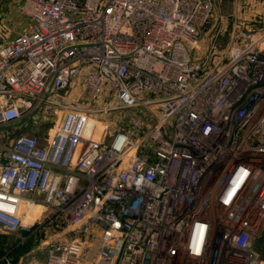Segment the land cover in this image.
Here are the masks:
<instances>
[{"label": "built area", "instance_id": "built-area-1", "mask_svg": "<svg viewBox=\"0 0 264 264\" xmlns=\"http://www.w3.org/2000/svg\"><path fill=\"white\" fill-rule=\"evenodd\" d=\"M219 2H23L0 46V264H264V29L201 55Z\"/></svg>", "mask_w": 264, "mask_h": 264}, {"label": "rangeland", "instance_id": "rangeland-1", "mask_svg": "<svg viewBox=\"0 0 264 264\" xmlns=\"http://www.w3.org/2000/svg\"><path fill=\"white\" fill-rule=\"evenodd\" d=\"M24 1L25 0H0V46L22 33L26 28L29 19L23 11ZM261 29H264V0H220L215 6L212 19L203 31L202 41L198 47V49L201 50L199 53L203 55L202 50L206 51L210 48V43L215 40V38L213 40L211 39L214 34H216L215 37L218 38L216 39V44L219 49H225L233 37L239 38L246 35H254ZM197 55L199 56L198 52ZM103 101H105V99H103ZM107 101L110 105L116 103L111 98ZM76 102L87 104L86 99L83 97ZM115 112V116L113 115L109 119L108 117L105 118L106 116L103 117L105 118V122L117 130L122 126L121 123L125 122V120H123V115L126 111L117 109ZM100 120L102 121V118H100ZM47 128L48 127H46V131ZM39 209L40 208L35 207L30 210H25V212H23L25 221L31 224V222L38 219L42 213L39 212L42 211V209ZM53 232L55 233L56 231L51 230L50 234ZM41 235V239L44 240L46 238L45 234L41 233ZM10 244L11 243L6 242V239L2 240L0 248H2V251H8V245ZM29 245L30 244H28V246ZM256 245V248H258L264 256V237H262ZM20 249L22 250L23 247ZM28 250H30V248L27 249L26 247L24 251L22 250L23 253L21 255Z\"/></svg>", "mask_w": 264, "mask_h": 264}, {"label": "trees", "instance_id": "trees-1", "mask_svg": "<svg viewBox=\"0 0 264 264\" xmlns=\"http://www.w3.org/2000/svg\"><path fill=\"white\" fill-rule=\"evenodd\" d=\"M23 251L25 250V248L22 249ZM22 250H15L14 251V257H18V255L22 252Z\"/></svg>", "mask_w": 264, "mask_h": 264}, {"label": "crops", "instance_id": "crops-1", "mask_svg": "<svg viewBox=\"0 0 264 264\" xmlns=\"http://www.w3.org/2000/svg\"><path fill=\"white\" fill-rule=\"evenodd\" d=\"M0 244H2V238H0ZM2 248H0V250H1ZM19 250H21V249H19ZM23 253V251L18 255V256H20L21 254Z\"/></svg>", "mask_w": 264, "mask_h": 264}, {"label": "bare ground", "instance_id": "bare-ground-1", "mask_svg": "<svg viewBox=\"0 0 264 264\" xmlns=\"http://www.w3.org/2000/svg\"><path fill=\"white\" fill-rule=\"evenodd\" d=\"M38 208H40V207H38ZM40 209H41V208H40ZM40 209H39V210H40ZM39 212H41V211H39ZM33 213H34V212H33ZM28 215H31V214H28ZM32 219H33V218H32Z\"/></svg>", "mask_w": 264, "mask_h": 264}]
</instances>
